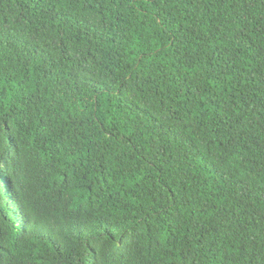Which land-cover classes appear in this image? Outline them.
<instances>
[{"label": "trees", "instance_id": "trees-1", "mask_svg": "<svg viewBox=\"0 0 264 264\" xmlns=\"http://www.w3.org/2000/svg\"><path fill=\"white\" fill-rule=\"evenodd\" d=\"M0 264H264V0H0Z\"/></svg>", "mask_w": 264, "mask_h": 264}]
</instances>
